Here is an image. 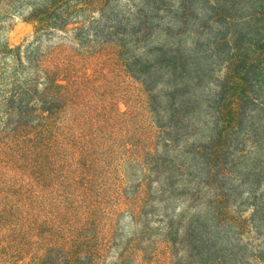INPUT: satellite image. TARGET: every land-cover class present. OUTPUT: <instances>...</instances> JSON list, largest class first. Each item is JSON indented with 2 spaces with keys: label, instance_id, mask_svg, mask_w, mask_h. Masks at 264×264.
Here are the masks:
<instances>
[{
  "label": "trees",
  "instance_id": "16d2710c",
  "mask_svg": "<svg viewBox=\"0 0 264 264\" xmlns=\"http://www.w3.org/2000/svg\"><path fill=\"white\" fill-rule=\"evenodd\" d=\"M18 14L55 42L1 37ZM248 143L264 0H0V264H264Z\"/></svg>",
  "mask_w": 264,
  "mask_h": 264
},
{
  "label": "rangeland",
  "instance_id": "374dc122",
  "mask_svg": "<svg viewBox=\"0 0 264 264\" xmlns=\"http://www.w3.org/2000/svg\"><path fill=\"white\" fill-rule=\"evenodd\" d=\"M137 0H133L134 3H136ZM21 13H26V9L23 10ZM22 14L16 15L14 18L9 19L6 22V29H3L1 33V37H5L8 39L13 45L16 44H22L23 47H25L28 44H35L38 40L41 39L42 46L45 47L49 43L55 42V32H53L52 36H35L32 33L31 25L25 21L22 17ZM248 143L245 146H238L239 148L242 147L244 149V152L241 153L240 151H236L233 154V162L236 164L235 170L237 171L238 175H247V172H254V173H260L264 177V154L259 152L258 150L253 149L252 145H249ZM238 167H242V170ZM247 182L252 181L254 178L253 174L247 175ZM181 190H176L175 193L171 195V197L167 201L168 208L175 207L178 209L181 207V196L178 194ZM239 191V189H238ZM183 201V199H182ZM238 200L236 202V205L234 207V204L231 206V211H234L236 209H245L244 215L248 216L251 212L250 206L247 208L248 202L242 199L240 202ZM184 206V205H183ZM120 226L125 227L124 229H133L130 221L126 217H122V221L120 222Z\"/></svg>",
  "mask_w": 264,
  "mask_h": 264
}]
</instances>
